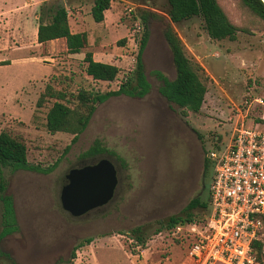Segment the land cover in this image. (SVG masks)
<instances>
[{"label": "rangeland", "instance_id": "rangeland-1", "mask_svg": "<svg viewBox=\"0 0 264 264\" xmlns=\"http://www.w3.org/2000/svg\"><path fill=\"white\" fill-rule=\"evenodd\" d=\"M43 3L0 0V62H8L0 65V131L7 128L22 136L30 164L47 167L66 145L70 149L48 173L3 169L16 228L0 239V264H188L185 240L175 241L166 229L155 230L160 220L185 216L184 207L193 197L207 200L213 175L212 163L204 170L208 151L214 145L223 148L235 126L250 125L263 108L243 103L246 96L264 98L262 21L238 0H221L241 30L235 40H216L209 37L199 16L172 23L167 0H112L101 22L94 21L89 6L82 9L85 25L79 31H89V48L69 54L56 44L46 59L39 55L47 47H37L33 38ZM143 12L152 15L144 21ZM168 25L181 39L185 54L203 67L199 74L207 88L204 100L198 112L189 111L187 116L159 93L161 79L156 72L169 79L175 76L164 37ZM144 31L147 41L141 58L148 92L141 98L112 95L98 103L73 143L71 134L48 133L45 114L51 101L36 105L46 84L70 92L117 90L135 68ZM86 50L119 67L114 81L86 75ZM96 139L113 153L82 156ZM101 157H108L117 168L114 196L103 206L73 216L59 198L65 175ZM190 212L199 220L206 209ZM138 225L143 226L144 246L129 232ZM3 227L0 203V233Z\"/></svg>", "mask_w": 264, "mask_h": 264}, {"label": "trees", "instance_id": "trees-1", "mask_svg": "<svg viewBox=\"0 0 264 264\" xmlns=\"http://www.w3.org/2000/svg\"><path fill=\"white\" fill-rule=\"evenodd\" d=\"M238 1L257 16L264 27V0ZM110 3L111 0H93L90 13L94 21L101 22L104 19V11L110 8ZM167 3L169 5L168 15L172 23H178L192 16H199L203 20L204 29L212 39L235 40L237 32L241 30L230 19L221 4V0H167ZM40 8L37 25V41L39 43L64 38L68 53H79L88 46L86 32H71L68 24L67 8L63 1L44 2ZM148 15H152V12H143L142 19L145 21ZM164 37L171 51L175 76L173 79H169L161 72H156L161 79L159 93L169 102L171 107L178 108L182 116H187L189 111L198 112L207 90L199 74V71H203V67L199 63L192 61L185 54L181 39L171 25L165 28ZM146 41L147 32L144 31L136 55L135 68L124 76L117 90H109L98 94L85 88H79L76 92H70L66 89L56 88L52 84H46L44 90L38 96L36 105L40 107L51 101L45 114L47 132L50 134L57 132L71 134L73 143L86 128L98 103L103 102L109 96L118 94H125L134 98L143 97L150 88L141 58ZM83 61L86 75L97 81L112 82L120 71L115 64L94 60L91 51L84 52ZM7 63L1 61L0 65ZM257 120L263 121L262 118ZM69 149L70 144L66 145L62 154L47 167L30 164L27 159V145L22 136L7 128L0 131V203L4 223L0 239L16 228L13 202L5 193L6 185L3 169L9 167L12 170L27 169L48 173L57 166ZM212 149L219 148L214 145ZM102 153L113 152L96 139L82 153V156L91 157ZM210 163L212 162L206 155L204 162L205 171L209 168ZM207 205L208 196L206 201H201L199 197H193L184 207V211L187 212L185 216L171 215L164 220H160L158 222L159 226L155 231L166 229L170 232L177 224L195 219L190 212L191 209L196 207L206 209ZM129 232L132 235L136 234L134 237L137 243L144 246L145 233L142 225L131 228ZM174 239L178 242L184 240L182 237ZM90 241V237L84 240L85 243ZM185 242L186 245L187 241L185 240ZM252 252L257 264H264L263 243L254 241L252 243ZM71 256L73 259L75 258L74 251H72Z\"/></svg>", "mask_w": 264, "mask_h": 264}, {"label": "built area", "instance_id": "built-area-1", "mask_svg": "<svg viewBox=\"0 0 264 264\" xmlns=\"http://www.w3.org/2000/svg\"><path fill=\"white\" fill-rule=\"evenodd\" d=\"M243 103L263 108L250 125H236L223 148L207 153L213 175L204 217L170 231L187 241L188 264H257L252 243L264 242V98L246 96Z\"/></svg>", "mask_w": 264, "mask_h": 264}, {"label": "water", "instance_id": "water-1", "mask_svg": "<svg viewBox=\"0 0 264 264\" xmlns=\"http://www.w3.org/2000/svg\"><path fill=\"white\" fill-rule=\"evenodd\" d=\"M117 183V168L108 157L71 168L60 190L61 206L73 216L83 215L107 204L114 196Z\"/></svg>", "mask_w": 264, "mask_h": 264}, {"label": "crops", "instance_id": "crops-1", "mask_svg": "<svg viewBox=\"0 0 264 264\" xmlns=\"http://www.w3.org/2000/svg\"><path fill=\"white\" fill-rule=\"evenodd\" d=\"M42 1L47 2V3L56 2V1H63L66 8H67L68 24H69V28H70L71 32H83V31H79L85 25L84 21L82 20L83 19L82 9H85L87 6H89L88 12H89V14H91L90 9H91V6L93 4V0H92V3H89L88 0H42ZM108 9H106V10H108ZM105 11H104V16H105ZM37 25H35L34 32H33V38H34L35 44L37 47H40V46L47 47V49H45L46 53L39 55L41 58H46V59L51 58L50 54H52V52H54L53 47L56 44L60 45L61 49L63 51L67 52V47H66V43H65L64 38L52 39V40H49L46 42L39 43L37 41ZM84 32H86V34H87V41H88V35H90L89 31L88 32L84 31ZM89 46H90V44L88 41V46L85 49L89 48ZM86 51H88V50H86ZM69 54H76V53H69ZM92 57L94 60L105 62L103 60L104 56L99 55L98 53H96V51H92Z\"/></svg>", "mask_w": 264, "mask_h": 264}, {"label": "flooded vegetation", "instance_id": "flooded-vegetation-1", "mask_svg": "<svg viewBox=\"0 0 264 264\" xmlns=\"http://www.w3.org/2000/svg\"><path fill=\"white\" fill-rule=\"evenodd\" d=\"M99 155H101V154H98V155H96L95 157H97V156H99ZM95 162H96V160H95V161H91V163H95ZM88 164H89V163H88ZM204 170H205V169H204ZM202 176H203V174H202ZM202 176H201V181H202V178H203ZM207 190H208V189H207Z\"/></svg>", "mask_w": 264, "mask_h": 264}]
</instances>
